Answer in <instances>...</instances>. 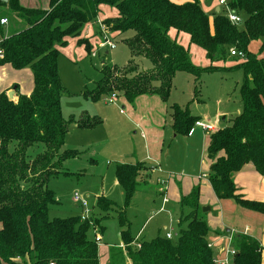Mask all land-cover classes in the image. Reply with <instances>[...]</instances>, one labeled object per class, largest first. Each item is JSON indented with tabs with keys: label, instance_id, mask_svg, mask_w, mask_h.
<instances>
[{
	"label": "trees",
	"instance_id": "1",
	"mask_svg": "<svg viewBox=\"0 0 264 264\" xmlns=\"http://www.w3.org/2000/svg\"><path fill=\"white\" fill-rule=\"evenodd\" d=\"M227 3L241 17L240 24L231 23L222 9L209 15L201 0H48L47 8L26 7L19 0L0 2V18L7 19V25H0V67L29 69L33 82L28 94L18 84L12 85L15 101L5 90L0 92V264H99L97 242L88 232L95 224L101 231L104 226L81 213L50 218L49 209L57 199L47 182L65 173L62 164L79 155L62 148L72 120H65L61 112L60 47L67 38H79L89 52L80 36L104 5L116 11L102 22L111 36L133 32L124 39L130 59L121 68L103 65L89 96L92 99L115 93L129 102L142 94L166 101L180 71L191 73L197 82L204 71L224 69L217 63L227 59L233 62L227 69L242 70L239 113L209 133L206 178L217 199L264 212V202L243 197L234 182L235 174L247 163L264 174V0ZM180 34L203 51L207 66L192 64L188 47L177 41ZM254 42L256 51L250 49ZM231 48L243 52L244 58L230 55ZM140 56L149 59V69L139 68L135 58ZM169 107L172 130L188 134L197 116L175 103ZM99 122L86 116L76 125L89 128ZM146 167L144 162L116 165L115 177L126 202L138 189L140 170ZM115 205L104 196L95 202L104 212ZM178 205L172 238L157 234L148 241H138L130 234L125 209L119 207V236L128 264H217L213 248L207 246L212 231L199 204V186L181 195ZM230 246L234 250L231 264H263L262 246L255 237L233 233Z\"/></svg>",
	"mask_w": 264,
	"mask_h": 264
},
{
	"label": "rangeland",
	"instance_id": "2",
	"mask_svg": "<svg viewBox=\"0 0 264 264\" xmlns=\"http://www.w3.org/2000/svg\"><path fill=\"white\" fill-rule=\"evenodd\" d=\"M35 1L32 4L35 6L32 7H48V0ZM213 2L214 6H212ZM28 3V0H22L24 6L28 7ZM201 6L209 15L216 7H222L218 4V0H201ZM115 13L113 7L104 5L96 21L86 24L80 39L86 40L89 52L85 50L83 44L78 42L79 38H67V43L60 47L57 67L63 86L60 98L61 112L65 120H72V123L68 125L62 148L76 150L79 155L62 164L60 169L65 173L51 177L47 182V187L53 191L57 199V203L49 209L50 218L68 217L80 213L84 215V208L73 199L76 193L87 201L89 211L87 218L92 223H94L93 219H98L99 224L104 226L101 231L96 224L95 226L92 224L93 230L88 232L89 237L97 235L101 239L97 242L100 264H127L122 255V248H119L120 227L117 213L121 207L125 209L131 235L135 236L141 229L137 236L138 241H148L157 234L164 235L171 226L174 227L173 232L176 231L180 194H185V191L190 192L189 184L192 183L193 176L203 178L195 186L200 185L204 205L212 207L208 226L214 230L221 228L219 209L215 207L214 197L211 193H205L202 190L208 169L205 148H203L204 137L208 134L206 131L196 129L192 125L191 133L180 134L165 127L162 141H159L154 149V153L159 158L157 160L148 154L147 137L148 129L154 127L151 137L156 131H161L162 127L151 117L162 114L159 110L153 111L154 113L147 110V118H151L148 123L146 118L130 112L135 107H129L131 103L123 95L117 96L113 102L108 101L109 93H102L97 99L89 97L101 78L103 65L121 68L130 59V51L124 39L133 34L131 30L114 37L107 32L106 38L114 45L113 48H110L103 40L105 33L100 29V26H104L103 19L114 16ZM10 24L15 28L18 26L14 22ZM172 33L171 30L169 35L172 36ZM177 41L184 47H188L193 65L199 67L208 65L203 51L190 44L186 34L178 35ZM100 43L102 45L99 46ZM256 47L257 43H252L251 49L255 50ZM135 61L142 70L151 67V62L146 57H136ZM217 64L225 68L215 72L204 71L197 82H194L193 75L187 71L176 73L166 100L167 105L176 102L181 108L187 107L191 114L205 115L209 118L222 112L219 121L225 117L227 123L229 118L240 111L238 87L243 73L238 68L227 69L233 65L230 59ZM10 84H18L23 93H30L33 84L31 71L29 69L15 71L10 66L0 67V86ZM12 88L13 86H10L5 92L13 91ZM15 97L14 93L12 98L14 101ZM193 97L200 99L198 104L188 102L192 101ZM168 106L166 118L171 111ZM86 116L100 122L89 128L77 127L76 123ZM153 138L156 137L153 136ZM28 154L33 156L34 153L29 150ZM142 161L146 165H151L155 171L149 173L147 182L143 183V176L149 172V168L140 170L139 187L126 202L124 191L116 182V165ZM158 185H163L160 187H164V198L168 201L164 204L162 211L159 208L163 194L158 190ZM99 196L112 200L116 205L106 212L101 211L95 206ZM226 213L227 217L232 218V211H226ZM104 216L106 217L103 218ZM220 236L224 237L226 233L221 232ZM217 243L220 251H224L227 245L226 240L219 239ZM217 247L216 245L213 248L214 253L225 255L224 252L220 253ZM227 257L231 263V256L227 255Z\"/></svg>",
	"mask_w": 264,
	"mask_h": 264
},
{
	"label": "crops",
	"instance_id": "3",
	"mask_svg": "<svg viewBox=\"0 0 264 264\" xmlns=\"http://www.w3.org/2000/svg\"><path fill=\"white\" fill-rule=\"evenodd\" d=\"M19 1H20L21 5L24 6V4H22V0H19ZM28 1H29L28 7L35 6V5H32L36 2L35 0H28ZM214 2L212 3V6H214ZM2 26H5V25H2ZM172 34H173L172 36H174V33H172ZM251 48H252V44L250 46V49ZM256 49H257V47H256ZM251 50L255 51L253 49H251ZM4 66H7V65H4ZM10 86H12V85L10 84L9 86H0V92L3 90L9 89ZM12 90H13V96H14L15 89L12 88ZM133 101H135L134 102L135 104L133 103ZM133 101L129 102V103H131L130 104L131 106H129V107L133 106L132 108H134V107L135 108L133 111H130V112L132 114H138L141 117L146 118L148 123H150L151 118L150 117L147 118V115H146L147 110L151 111L152 113H154L153 111L159 110L162 113L160 115L155 114V116H151L155 120V123L162 127V128L160 127L161 131L160 132L156 131V133L153 135L156 138H153V136L151 137V131L154 130V127L151 129H148L149 135L147 137L148 154L151 157L158 160L159 158L157 157V154L154 153V149L156 148V145L158 144V142L162 141V137L164 136L165 127L169 128L173 132V130L170 126V123H171L170 113H168L167 118L165 116L167 114V106L168 105H167L166 101H163L157 95L142 94V95L136 96ZM199 101H200L199 98L193 97L192 101L190 100L188 102L198 104ZM173 103L177 104L176 102H173ZM132 108H129V109H132ZM163 113H164V115H163ZM222 114H223L222 112H218L214 116H212L211 118H209L205 115H201V116L197 115V114H193V115L197 116V120H202L204 122H208L210 124H213L215 126V128H217V127L221 126L222 121L224 123V121L227 119L225 117H222L219 121V118L222 116ZM218 123H220V124H218ZM196 129H200V128L196 127ZM200 130H202V129H200ZM191 131H192V128L189 131V133H191ZM206 132L208 134H206L204 137V147L203 148H206V145L208 143L209 133H210L209 131H206ZM144 136L146 138V133H144ZM146 157H148V155ZM142 162H144V161H142ZM146 166L149 168V172L144 174V178H143L144 183L147 182L146 178L148 177V174L155 171V169L152 168L151 165H146ZM192 180H193L192 183L189 184L190 191L195 186V184L200 182L201 180H203V178L202 177L198 178L197 176H193ZM116 182H117V180H116ZM234 182H235V185H236L239 193L243 197L250 199V200H256V201L264 202V174H259L252 164H250V163L245 164L235 174ZM160 186H163V185H158V190L163 194V198H162L163 203L161 202V206L159 208V210L162 211V210H164V204H166L168 201L167 200L164 201L165 189H164V187L161 188ZM159 187H160V189H159ZM178 187H180V185H178ZM202 190H204L205 193L207 192V193H211L213 195L214 200L216 202L215 207L217 209H219V219L221 221V224H220L221 228H216L215 230L210 228L212 231L210 239H212V240L215 239V244L217 245L218 239H220L221 236H220V234H218V233L215 234V233L216 232H220V233L225 232L227 234L231 230L251 235V236L255 237L261 243V246H262V252H261L262 263L264 264V212L260 213V212L251 211V210L241 208L238 205H236L230 199H224V200L217 199L216 196L214 195L208 181H207V178H205V182L203 183ZM188 192L189 191H185V194L181 193L180 196L186 195V194H188ZM201 195H202V193H200V187H199V204H200V206H207V205H204V201H203V198L201 197ZM75 207L77 208V206H75ZM211 210H212V207H209V210L205 211L207 224H208V217L210 215ZM226 211H228V212L232 211V215H233L232 218H229L230 217L229 215H228L229 217H227ZM176 221H177V219H176ZM171 227L174 228L173 226H171ZM164 228H166V227H164ZM140 232H141V229H139V231L137 232V234L134 237L137 238V236ZM222 235H224V233ZM108 248H110V247H108ZM119 248H122L121 247V239H120ZM108 260H109V254H108ZM99 264H100V262H99Z\"/></svg>",
	"mask_w": 264,
	"mask_h": 264
},
{
	"label": "built area",
	"instance_id": "4",
	"mask_svg": "<svg viewBox=\"0 0 264 264\" xmlns=\"http://www.w3.org/2000/svg\"><path fill=\"white\" fill-rule=\"evenodd\" d=\"M218 4L222 7H219L222 8L225 16L228 18V20L233 23V24H240L242 22L241 20V17L235 12L234 9L230 8L228 6V3H227V0H218ZM7 24V19L6 18H0V25H6ZM100 29L102 30L103 33H105L104 35V39L106 41V44L110 47V48H113L114 45L111 44L108 40V38H106V33H107V30L105 29L104 26H100ZM102 45V43L99 44V46ZM230 52V55L232 56H237L238 58H244V53L243 52H240V51H237L236 49H233L231 48L229 50ZM1 53V52H0ZM117 96L115 95V93H110V96H109V99L108 101L109 102H113L115 100ZM194 127H198L204 131H209V132H213L216 130L215 126L213 124H210L208 122H204L202 120H195L194 124H193ZM73 199L76 203H79L80 206L82 208H84V215L83 217H87V213L89 212L88 211V208H87V201L85 198H81L78 196V194L74 193L73 195ZM164 201H166V198H164ZM233 233H236V231L234 230H231L229 233L226 234V236H222L220 239H225L226 242H227V245H226V248L224 249V251H220L219 249V245L217 244V248H218V251H220V253L224 252L225 255H218V254H214V257H213V261L217 264H231L227 255H230L231 257L234 255V250L231 248L230 246V243H231V238H232V234ZM164 236L165 238L167 239H170L172 238L173 236V228L170 227L168 230L165 231L164 233ZM95 241L96 242H99L100 241V237L99 236H95ZM219 240V239H218ZM135 245L137 247H139V244L138 243H135ZM207 246L210 247V248H214L216 247V244H215V239H209L208 240V243H207Z\"/></svg>",
	"mask_w": 264,
	"mask_h": 264
},
{
	"label": "water",
	"instance_id": "5",
	"mask_svg": "<svg viewBox=\"0 0 264 264\" xmlns=\"http://www.w3.org/2000/svg\"><path fill=\"white\" fill-rule=\"evenodd\" d=\"M8 0H0V2H2V3H6ZM216 11H218L219 10V7H216V9H215ZM7 95H8V97L10 98V99H12L13 98V91H9L8 93H7ZM207 210H209V207L208 206H202V211L203 212H205V211H207Z\"/></svg>",
	"mask_w": 264,
	"mask_h": 264
}]
</instances>
